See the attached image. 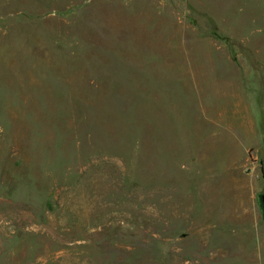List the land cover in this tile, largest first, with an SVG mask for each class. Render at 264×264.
<instances>
[{"label":"rangeland","instance_id":"rangeland-1","mask_svg":"<svg viewBox=\"0 0 264 264\" xmlns=\"http://www.w3.org/2000/svg\"><path fill=\"white\" fill-rule=\"evenodd\" d=\"M264 0H0V264H264Z\"/></svg>","mask_w":264,"mask_h":264},{"label":"water","instance_id":"water-1","mask_svg":"<svg viewBox=\"0 0 264 264\" xmlns=\"http://www.w3.org/2000/svg\"><path fill=\"white\" fill-rule=\"evenodd\" d=\"M256 202L264 220V193L257 194Z\"/></svg>","mask_w":264,"mask_h":264}]
</instances>
